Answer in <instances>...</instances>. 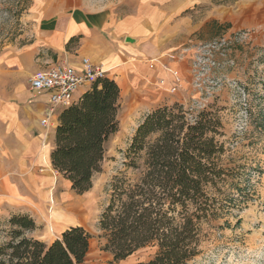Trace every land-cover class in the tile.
<instances>
[{
	"label": "trees",
	"instance_id": "obj_1",
	"mask_svg": "<svg viewBox=\"0 0 264 264\" xmlns=\"http://www.w3.org/2000/svg\"><path fill=\"white\" fill-rule=\"evenodd\" d=\"M119 98L117 82L105 76L59 114L50 161L77 194L90 189L105 142L118 129ZM224 135L222 120L211 109L191 112L174 103L146 113L126 154V165L137 174L112 179L98 219L101 249L118 261L154 248L149 259L131 264H187L200 255L204 227L217 221L230 226L234 209L251 193L250 182L226 156ZM6 223L0 264H81L90 249L92 236L81 225L47 243L27 235L36 227L29 214H12Z\"/></svg>",
	"mask_w": 264,
	"mask_h": 264
},
{
	"label": "rangeland",
	"instance_id": "obj_2",
	"mask_svg": "<svg viewBox=\"0 0 264 264\" xmlns=\"http://www.w3.org/2000/svg\"><path fill=\"white\" fill-rule=\"evenodd\" d=\"M30 1L0 0V51H16L28 41L23 14ZM96 1L116 2L120 14L128 9L123 4L126 0ZM178 2L152 0L151 5H160L168 13L167 17H176L173 10L177 9L173 8ZM205 3L196 15L198 19L209 15L210 19L187 44L224 39V56L219 54L211 60L199 61L196 68L203 75L198 81L192 71V60L197 57H167L164 64L182 77L175 93L166 89L171 80L170 70L157 61L163 76H158L155 82L147 79L151 88L157 89V97L145 98L133 111L126 105L122 107L120 102L118 129L105 142L104 157L100 169L92 176L90 189L77 194L67 179L60 178L52 191L51 208L43 215V231L54 240L64 227L83 226L92 238L81 264H131L153 255L154 248L143 247L115 261L110 252L101 249L103 240L99 236L98 219L110 198L112 179L116 175L132 179L137 174L126 165V154L137 125L152 109L174 103L183 104L191 112L211 109L218 113L225 133L222 139L227 146L226 156L231 157L251 184L247 186L251 192L249 200L234 209L229 217L230 226H219L218 221L214 226H205L203 251L187 264H264V0H207ZM189 12L190 7L180 14L189 15ZM30 76H17L8 71V89L30 98ZM162 78L163 83L159 82ZM78 202L85 206L80 215L75 213ZM6 224L0 220V241Z\"/></svg>",
	"mask_w": 264,
	"mask_h": 264
},
{
	"label": "crops",
	"instance_id": "obj_3",
	"mask_svg": "<svg viewBox=\"0 0 264 264\" xmlns=\"http://www.w3.org/2000/svg\"><path fill=\"white\" fill-rule=\"evenodd\" d=\"M205 1L180 0L172 12L176 17H167L162 6L151 5L152 0H126L123 4L128 9L121 14L111 1H30L23 14L28 41L16 51H0V220L29 214L36 227L27 235L51 242L53 238L43 231V215L51 208L52 191L63 178L50 161L62 109L44 126L40 120L49 107L46 95L19 96L18 91L8 89V71L25 77L55 65L78 69L82 58H87L117 82L119 102L133 111L145 98L157 97V89L147 83L163 76L157 61L191 55L192 47L183 48L210 19L196 15ZM189 7V15L180 14ZM150 62H155L153 68ZM90 88L89 84L77 87L75 99Z\"/></svg>",
	"mask_w": 264,
	"mask_h": 264
},
{
	"label": "built area",
	"instance_id": "obj_4",
	"mask_svg": "<svg viewBox=\"0 0 264 264\" xmlns=\"http://www.w3.org/2000/svg\"><path fill=\"white\" fill-rule=\"evenodd\" d=\"M224 39L209 40L190 44L183 48L186 50L192 47L193 51L189 57H197L192 60L193 76L196 81L200 79L203 73L196 68L199 61L211 60V57H218L219 54L224 56L225 43ZM193 43V42H192ZM154 63H150L149 67L153 68ZM164 69L170 70L164 63H161ZM105 77V70L99 64H94L87 58H82L81 65L78 69L68 65H55L45 70L33 73L29 81V89L35 95H46V101L49 105L48 110L40 122L47 126L49 118L53 116L58 109H63L77 102L74 93L82 84L92 85L96 79ZM171 80L166 87L170 93H175L179 85H181L182 77L177 70H170ZM161 83L164 79H160Z\"/></svg>",
	"mask_w": 264,
	"mask_h": 264
},
{
	"label": "bare ground",
	"instance_id": "obj_5",
	"mask_svg": "<svg viewBox=\"0 0 264 264\" xmlns=\"http://www.w3.org/2000/svg\"><path fill=\"white\" fill-rule=\"evenodd\" d=\"M75 206H76L75 213L80 215L82 213L83 209L85 208L84 204L78 202L75 204Z\"/></svg>",
	"mask_w": 264,
	"mask_h": 264
}]
</instances>
